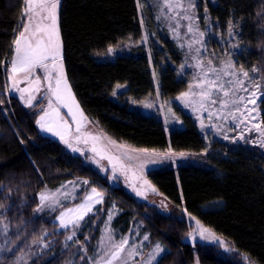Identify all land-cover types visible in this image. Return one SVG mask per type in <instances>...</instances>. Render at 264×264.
<instances>
[{
    "label": "trees",
    "instance_id": "16d2710c",
    "mask_svg": "<svg viewBox=\"0 0 264 264\" xmlns=\"http://www.w3.org/2000/svg\"><path fill=\"white\" fill-rule=\"evenodd\" d=\"M205 4L223 46H238L233 48L236 65L249 71L259 68L256 74L264 82V0H206ZM23 6V0H0V264H65L75 245L67 241L69 230H57L52 212L37 215L35 209L39 191L78 178L100 185L104 192L108 188L106 198L114 199L121 209L115 224L123 222V232L138 215L162 239L166 251L155 264H193L195 258L200 264H243L216 246L185 242L190 225L184 218L137 201L121 186L109 190L108 182L82 156L39 132L36 107L26 108L7 91L12 42L21 28ZM149 12L147 8L145 24H152ZM139 15L138 0H61L58 20L69 85L84 114L112 139L137 149L201 153L207 146L190 115L180 113L184 127L172 130L168 139L157 116L129 105V100L153 93V76L164 98L189 84L177 77L170 63L179 62L180 52L168 36L161 47L150 41V52L143 45L116 51L120 43L141 37ZM230 27L233 36L224 40ZM208 37L211 49L219 48L218 39ZM119 84L128 88L113 97ZM259 107L264 130V96ZM263 167L264 157L248 146L214 143L197 163L151 169L147 177L175 210L184 204L189 214L227 238L240 254L264 264ZM99 213L91 214L77 234L81 242L91 230L89 251L99 231L89 219Z\"/></svg>",
    "mask_w": 264,
    "mask_h": 264
},
{
    "label": "rangeland",
    "instance_id": "374dc122",
    "mask_svg": "<svg viewBox=\"0 0 264 264\" xmlns=\"http://www.w3.org/2000/svg\"><path fill=\"white\" fill-rule=\"evenodd\" d=\"M200 1L138 0L139 19L142 26L141 37L136 41L129 39L120 43L116 47V51L124 53L130 51L133 46L143 45L145 50L150 52V41L161 47L165 43L163 38L168 36L180 52L179 62L172 61L170 63L176 68L177 77L186 79L189 84L185 90L177 95L164 98L159 89V80L156 76H153V93L141 100H129V105L143 114L157 116L163 124L168 139L172 130L184 127L183 118L180 115L182 112L190 115L195 121L207 150L214 143L229 146L245 145L264 157V147L257 143V141H264V135L261 134L264 130L259 107L262 96L258 92L256 105H252L248 102L249 93L239 88L235 90L234 95L230 92L228 97H224L223 92L219 90V84H224L226 89L232 88L233 86L227 83L229 80L235 81L237 78H244L239 71L240 67L235 63L234 44L223 46V41L214 29L216 22L212 20L208 13L206 0H203L201 9ZM191 5H194V7ZM147 8L150 11L152 24H145V22L147 23ZM146 25H149L148 29L152 28L151 31L147 29ZM201 33H204V35L202 36ZM208 34L218 39L219 48L211 49L208 43ZM232 36V34L226 36L224 40H228ZM61 52H63V47ZM12 57L13 51L11 59ZM229 61L232 62L233 67L225 68ZM210 67L217 70L220 79H217L216 73L209 71ZM63 70L65 73L64 65ZM233 71L236 72L235 76L225 75V72L231 73ZM249 72L250 76L255 78L251 83L245 80L244 86L251 89L258 82L262 85L260 91L264 92V82L260 80L256 73ZM10 76L11 65L9 64L6 78L7 91L17 96L26 108L36 107L39 111L37 121L44 117L43 123L46 127L41 128L37 124L39 132L56 139L72 154L82 156L87 165L95 169L102 180L108 182L109 190H112L114 186H121L132 194L137 201L155 206L162 213H172L184 218L190 225L184 237L185 242H189L191 245L199 243L216 246L224 255L235 256L234 258L239 257L243 264H254L245 255L240 254L227 238L219 234L215 233L220 240L224 241V244L217 241L202 240L199 236L200 228H209L205 227L195 216L185 211L184 204L175 210L174 205L157 190L147 177V172L151 169L164 167L176 169L180 165L197 163L199 157L205 155L207 150L193 154L174 151L170 148L159 151L131 147L109 137L95 121L84 114L68 80L70 94L62 92L61 100H57L52 91L56 87V73L54 70L51 88H49V81L45 79L46 73L40 68H37L27 78L24 73H18V83L15 88L12 87L13 81ZM37 77L40 78L39 91H35L30 85V81H34ZM210 80L216 81L217 87H210L208 83ZM127 88V84L117 85L113 90V97H117ZM23 89H29V91L21 92ZM205 92H209L210 97L203 96L202 93ZM30 95L34 97L31 104L28 103ZM240 96H244L245 100L239 101ZM222 99L228 100L226 106L221 104ZM213 100L216 103H212ZM232 101H236V103ZM50 102L51 106H49ZM245 104H247V109L256 107V112L247 115ZM237 108H239V111H237ZM253 117L255 118L253 119ZM257 125H259V129H257ZM48 128L52 130L48 131ZM57 133H60V135H57ZM61 135L63 139H61ZM225 136H227V139H225ZM65 141L68 143H65ZM178 153H185V155L182 157L175 155ZM165 154L173 155L170 158H165ZM84 181H88V183L85 184ZM92 188L101 193V202H96L97 198L92 194ZM153 188L156 191H152ZM103 189L100 185L92 183L86 178H81L63 181L55 188L46 186L39 191L35 214L43 215L52 212L53 219L57 222V230H69L68 237H71V239L67 237V241L70 244H75L65 264H74L77 260H79V264H107L112 252L116 250L115 246L119 245L122 240H127L124 250L119 253L117 259L112 260L111 264H155L157 259L166 251L162 239L154 236L146 227L144 220L138 215L132 218V222L128 227L129 230L123 232L124 223L122 222L120 226L115 224L121 209L114 199L106 198L105 194L110 193L107 190L108 188L105 192ZM41 195L48 197L43 205L40 201ZM90 195H93V199L88 201L86 197ZM89 205L91 211H88L82 220L77 221L75 218L84 212V208L81 206ZM98 210H100V213L89 219L90 222L94 221L92 228L99 229L92 245V251H89V245L86 242L89 241L91 234L93 235L91 230L86 233L84 240L81 242L78 241L77 234H80L83 223L87 221L91 214H96ZM61 213L64 214L63 220L66 226H63L59 219ZM189 233H193V236H189ZM157 245L163 249L161 253L155 252ZM78 253L80 257L76 259ZM153 256H155V259L150 260ZM193 264L200 263L195 258Z\"/></svg>",
    "mask_w": 264,
    "mask_h": 264
},
{
    "label": "snow or ice",
    "instance_id": "6c2138e0",
    "mask_svg": "<svg viewBox=\"0 0 264 264\" xmlns=\"http://www.w3.org/2000/svg\"><path fill=\"white\" fill-rule=\"evenodd\" d=\"M23 5L24 6L21 9V30L18 32L12 42L13 57L10 61V78L13 81L12 87L15 88L16 84L18 83V73H24L25 77L27 78L28 76H31L37 68H40L43 69L46 73L45 79L49 81V88H51V79L54 70L56 73V87L52 91L53 95L57 97V100H61L62 92H68L70 94V87L67 84V78L63 70V57L61 52L62 40L60 37V30L58 24V8L60 5V0H23ZM191 6L194 7V5ZM189 30L191 31V29ZM232 33L233 29L232 27H230L229 34L231 35ZM201 35L203 36L204 33H201ZM233 47L238 46L234 45ZM232 67L233 64L231 61H229L225 65V68ZM209 71L216 73L217 79H220L219 73L215 68L210 67ZM239 71L244 79L237 78L235 81L229 80L227 83L229 85H232V88L226 89L224 84H219L218 88L221 92H223L224 97H228L230 92L234 95L235 90L239 88L249 93L248 102L252 105H256L257 93L259 92L260 96H264V92L260 91L262 85L257 82L253 85L251 89L245 87V80L251 83L255 77L250 76V72L248 70H245L243 66L240 67ZM259 71L260 69L255 66L251 69L252 73H258ZM225 75L235 76L236 72H225ZM208 83L210 87H217L216 81L214 80H210L208 81ZM30 85L34 88L35 91H39L40 78L37 77L34 81H30ZM23 91H29V89L21 90V92ZM202 95L205 97H210L211 94L209 92H205L202 93ZM32 99H34V97L30 95L28 99L29 104H31ZM238 99L239 101H244L245 97L240 96ZM220 102L224 106L228 104L227 99H222ZM232 102L236 103V101ZM0 103H3V101H0ZM212 103H216V101L213 100ZM49 106H51V102ZM149 107H151V105H149ZM245 108L247 109V104H245ZM237 111H239V108H237ZM252 112H256V107H253L252 109H247V115H251ZM254 118L255 117H253V119ZM43 121L44 117H41V119L37 121V124H39L41 128L46 127ZM257 129H259V125H257ZM47 130L51 131L52 129L48 128ZM261 134L264 135V132H262ZM57 135H60V133H57ZM61 139H63L62 135ZM225 139H227V136H225ZM65 143L68 142L65 141ZM257 143H259L261 147H264V141H257ZM171 155L173 154H165V158H170ZM175 155H179L182 157L185 155V153H178ZM84 183L87 184L88 181H84ZM152 191H156V189L153 188ZM91 192L97 198V203L102 201V195L97 191V189L92 188ZM93 195L86 197V199L88 201H91L93 199ZM47 199V196L41 195V205H43L44 201ZM81 207L84 208V212H82L75 218L77 221L82 220L84 215L88 211H91L90 205ZM63 215L64 214L61 213V217L59 219L61 220V224L63 226H66L63 220ZM188 235L193 236V233H189ZM199 236L202 240L217 241L220 244H224V241L220 240V238L210 229L201 227L199 230ZM68 239H71V237H68ZM145 239H147V237H145ZM126 243L127 240H122L119 245L115 246L116 250L112 252L111 258L107 261V264H111L112 260H115L119 257V253L124 250V245ZM162 251L163 249H161L160 246L157 245L155 252L161 253ZM151 259H155V256L151 257L150 260Z\"/></svg>",
    "mask_w": 264,
    "mask_h": 264
},
{
    "label": "crops",
    "instance_id": "0c3cea01",
    "mask_svg": "<svg viewBox=\"0 0 264 264\" xmlns=\"http://www.w3.org/2000/svg\"><path fill=\"white\" fill-rule=\"evenodd\" d=\"M78 179H81V178H78ZM131 195H132V194H131ZM132 196H133V195H132ZM133 197H134V196H133ZM136 200H137V199H136ZM128 230H129V229H128ZM128 230H127V231H128ZM157 260H158V259H157Z\"/></svg>",
    "mask_w": 264,
    "mask_h": 264
}]
</instances>
